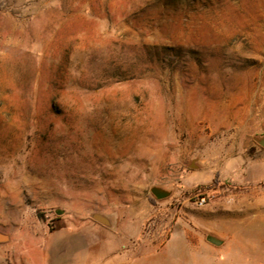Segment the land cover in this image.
Wrapping results in <instances>:
<instances>
[{
  "label": "rangeland",
  "instance_id": "1",
  "mask_svg": "<svg viewBox=\"0 0 264 264\" xmlns=\"http://www.w3.org/2000/svg\"><path fill=\"white\" fill-rule=\"evenodd\" d=\"M263 133L264 0H0L4 229L97 213L122 264H264V182L220 178Z\"/></svg>",
  "mask_w": 264,
  "mask_h": 264
},
{
  "label": "crops",
  "instance_id": "2",
  "mask_svg": "<svg viewBox=\"0 0 264 264\" xmlns=\"http://www.w3.org/2000/svg\"><path fill=\"white\" fill-rule=\"evenodd\" d=\"M256 147L262 152L260 156L230 160L226 163L228 171L220 178L241 185L264 182V149L258 144ZM190 176L186 173L183 178ZM135 216L137 222L141 221V213ZM6 222L0 215V264H122L126 260L122 248L130 235L88 215L66 218L53 229L39 224L36 229L34 225H20L17 217L10 221V229H4ZM125 222L127 229L131 217Z\"/></svg>",
  "mask_w": 264,
  "mask_h": 264
},
{
  "label": "water",
  "instance_id": "3",
  "mask_svg": "<svg viewBox=\"0 0 264 264\" xmlns=\"http://www.w3.org/2000/svg\"><path fill=\"white\" fill-rule=\"evenodd\" d=\"M253 140L260 147H262L264 149V133L261 134V135H254L253 136ZM149 192L156 199H163V198H165V197L170 195V191L169 190L164 189L163 187H160V186H152V187H150ZM56 213L60 214L61 211L56 210ZM90 217L92 219L98 221L99 223L103 224L104 226H107V227L111 226V223H110L109 219L106 218L103 215H100V214H97V213H93V214H91ZM206 239H207V241H209V242H211V243H213L215 245H218V244L221 243L220 239H218L217 237H215L214 235H211V234H207Z\"/></svg>",
  "mask_w": 264,
  "mask_h": 264
},
{
  "label": "built area",
  "instance_id": "4",
  "mask_svg": "<svg viewBox=\"0 0 264 264\" xmlns=\"http://www.w3.org/2000/svg\"><path fill=\"white\" fill-rule=\"evenodd\" d=\"M204 202V199L203 198H201L199 201H198V204H202Z\"/></svg>",
  "mask_w": 264,
  "mask_h": 264
}]
</instances>
